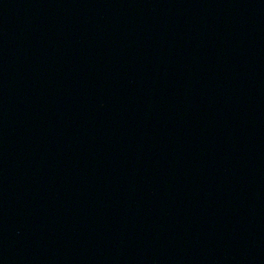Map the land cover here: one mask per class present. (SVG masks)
I'll list each match as a JSON object with an SVG mask.
<instances>
[{
  "label": "water",
  "instance_id": "obj_1",
  "mask_svg": "<svg viewBox=\"0 0 264 264\" xmlns=\"http://www.w3.org/2000/svg\"><path fill=\"white\" fill-rule=\"evenodd\" d=\"M0 264H264V0H0Z\"/></svg>",
  "mask_w": 264,
  "mask_h": 264
}]
</instances>
